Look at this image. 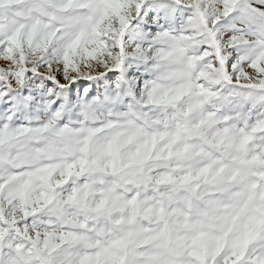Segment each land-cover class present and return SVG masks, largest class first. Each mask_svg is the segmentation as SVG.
Wrapping results in <instances>:
<instances>
[{"label":"snow or ice","instance_id":"6c2138e0","mask_svg":"<svg viewBox=\"0 0 264 264\" xmlns=\"http://www.w3.org/2000/svg\"><path fill=\"white\" fill-rule=\"evenodd\" d=\"M0 264H264V0H0Z\"/></svg>","mask_w":264,"mask_h":264}]
</instances>
